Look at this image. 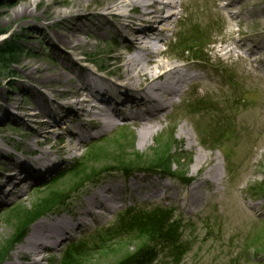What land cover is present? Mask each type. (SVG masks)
Instances as JSON below:
<instances>
[{"label": "rangeland", "instance_id": "rangeland-1", "mask_svg": "<svg viewBox=\"0 0 264 264\" xmlns=\"http://www.w3.org/2000/svg\"><path fill=\"white\" fill-rule=\"evenodd\" d=\"M38 1L0 0V54L11 50L14 56L13 61L6 62L7 67L0 62V103H4V93L14 91L20 107L11 110L25 119L23 122L13 114L0 118V146L6 150V154L0 153V170L11 165L9 155L15 162L29 161L40 150H49L61 164L53 173L27 179L22 184L23 192L18 193L19 188H15L17 192L12 193L9 201L0 204V256L9 251L3 261L0 257V264H5L9 257L10 261H17L23 238L37 223L58 214L76 215L77 221L84 217L85 226L59 247L38 255L43 259L40 264H133L136 256L155 246L156 239L144 231L134 235L118 231V220L128 210L138 208L131 207L134 205L149 206L137 209L136 215L146 223L152 218L155 224L160 222L164 234L175 220L182 223L180 231L189 244L182 264H264V141L256 127L254 136L258 144L243 143L239 136L246 124L264 129V0H233V5H229V0H186V17L206 10L204 32L193 34L194 28L187 22L177 23L175 17L171 23L177 31H163V26H159L166 35L161 44L162 58L195 62L198 74L207 77L200 79V88L198 83L199 98L195 97L192 84L188 85L184 103L177 98L162 121L161 130L144 144L135 122H121L84 141L63 132L61 124L53 123L48 137L43 134L37 138L39 143L33 142L35 132L31 124L47 117L37 113L31 87L47 93L52 88L39 85L25 74L38 64L54 70L65 59L56 50L60 46L68 50L72 47L57 34L66 24L65 19L55 15L57 7L66 9L62 0H56L60 1L57 4L55 0ZM54 4L58 6L49 10ZM91 7L101 11L104 6L93 3ZM108 33L103 38L87 37L88 43L76 49V57L100 72L114 69L115 65L109 64L115 60L114 54L106 56L105 50L116 42L113 30ZM116 39L123 43L120 37ZM57 40L66 43L57 46ZM226 46L232 48L231 55L224 53ZM27 62L31 69L25 68ZM116 72L111 74L117 76ZM214 102L221 107L209 106ZM93 103L101 104L96 100ZM91 106L92 103L87 108L92 109ZM231 121L234 124L229 135ZM201 122L208 125L201 128ZM200 147L209 151L208 158H214L225 172L224 183L200 186L197 190L204 198L190 202L189 191L198 183L188 177L196 174ZM261 151L263 155L257 154ZM236 152L242 158L233 161ZM123 172L133 175L123 180ZM168 172L174 176L166 177ZM61 174L65 175L55 180ZM96 177L100 179L94 180ZM158 178V188L151 186L150 193L165 188L164 183H168V192L161 199L152 196L151 202L137 201L138 190L131 186L132 179L145 184ZM117 179L126 185L117 199L122 200L123 196V200L94 208L91 217H80L92 197ZM170 212L172 217L168 219Z\"/></svg>", "mask_w": 264, "mask_h": 264}, {"label": "bare ground", "instance_id": "bare-ground-1", "mask_svg": "<svg viewBox=\"0 0 264 264\" xmlns=\"http://www.w3.org/2000/svg\"><path fill=\"white\" fill-rule=\"evenodd\" d=\"M54 2L60 3L56 0ZM62 2L66 9L57 7L55 15L56 18L65 19L66 24L64 23L61 33L57 31V34H60L72 45L71 49L68 50L60 46L56 50V53L65 56V59L62 60L61 66L55 65L54 70L50 71L42 64H38L34 70L25 74L26 77L39 83V85H50L52 88L50 93H47L36 87H31L35 97L33 100L36 105L35 109H38L37 113L47 117L31 124L35 132L34 143H39L37 138L43 134L48 137V130L52 129L49 126L53 123L61 124L63 132L73 134L84 141L95 134L111 130L121 122H135L138 133L141 135V143L144 144L161 130L160 125L167 118L171 107L176 105L177 98H180V103H184L182 99L187 98L185 88L188 85L192 84L194 95L199 98L198 83L200 88V79L207 77V75L200 76L198 74L197 63L195 62L163 59L161 55L164 51L161 44L166 39L164 30L177 31V26L171 23L174 17L177 23L184 24L187 22L189 27L194 28L193 34L204 32L206 27L202 28L204 26L202 24L205 9H200L186 17L184 14L187 6L186 0H101L100 3L98 0H62ZM93 3L104 6L103 11L92 8ZM56 4L51 5L49 10L58 6ZM229 5H233V0H229ZM202 12V17L199 18ZM135 13L136 15H133ZM160 25L163 26V31L160 30ZM168 25L171 26L168 27ZM109 29L113 30V38L116 43L114 47L106 49L105 52H107L106 56L113 52L115 60L109 64L115 65V67L109 72H100L98 69L84 65L76 57L78 56L76 49L88 43L87 37L103 38L109 34ZM116 37H120L123 43H118ZM58 43L63 45L62 43L66 42L60 43L58 41L56 42L57 46ZM223 50H227L224 52L225 54H232V48L229 46ZM25 68L31 69V65L25 64ZM112 72H116L117 76H113ZM1 89L4 88L1 87ZM16 97L17 93L14 91L4 93V97L1 99L4 103H0V118L13 114L25 122L19 113L11 110H18L20 107L16 102ZM94 100L101 104L93 103ZM91 103L92 109H88L87 105ZM209 106L220 108L221 104L214 102ZM57 115L58 118H56ZM90 115L94 117L92 118ZM234 119L236 120V117ZM233 124L231 121L229 135L232 134L230 132ZM207 125L206 122L200 124L201 128H205ZM247 125L242 127L241 135L239 132L243 143L258 144V138L254 136L255 127L257 131L259 129L262 132V140L264 141L263 128ZM220 126V124L216 125L217 129ZM190 145L192 144L190 143ZM209 149L213 150L212 148ZM200 150H197L195 161L196 174L188 177L191 181L195 180L198 183L189 191L187 201L190 199V202L200 201L204 198L203 194L197 190L200 186H208L210 182L219 186L224 183L225 172L217 165L214 158H208L209 151L202 147ZM5 151L0 146V153L6 154ZM257 154L263 155V151ZM240 155V152L234 153L233 161L242 158ZM7 160L11 162V165L6 170H0V204L9 201L12 193L17 192L15 188H19L20 192L18 193L23 192L22 184L27 179L53 173L61 164L53 159L49 150L36 152L29 161L15 162L11 155ZM252 165L256 164L253 162ZM124 178L127 179L128 177ZM153 180L156 181V184L152 183ZM153 180L151 179L144 184L132 179L131 186L138 190L135 196L137 201L151 202L152 196L161 199V196L168 192V183H164L163 187L165 188H159L150 193V189L152 187L158 188V182H160L159 178ZM90 181L91 179L83 184ZM125 186L120 179L113 180L108 186H104L92 197L80 217L82 215L91 217L94 208L108 207L115 201L121 202L124 197L122 196V200H117L118 194L121 192V188L124 189ZM240 192L242 193L243 190L240 189ZM135 206L141 209L149 207L147 205L131 207ZM77 218L60 217L58 214L43 219L30 230L23 238L24 241L19 244L17 261H10L9 257L5 264H40L43 259L37 258L38 255L52 247H59L72 236L73 232L85 226L84 217L78 221ZM15 250H13L14 254Z\"/></svg>", "mask_w": 264, "mask_h": 264}, {"label": "trees", "instance_id": "trees-1", "mask_svg": "<svg viewBox=\"0 0 264 264\" xmlns=\"http://www.w3.org/2000/svg\"><path fill=\"white\" fill-rule=\"evenodd\" d=\"M11 52V50H7L0 54V62H3L6 67V62H11L14 59V56L11 55ZM160 167L166 168L165 170L167 171H171L169 167ZM64 175L65 174H61L55 180L62 178ZM137 209L141 208H132L128 210L125 215L122 214L117 222L119 224L118 231L125 230L126 233H130V235H134L137 233H141L140 231H144L145 233L154 235L156 239H154L155 246L146 250V253L136 256L133 264H182L183 258L189 251V244L183 240V231L182 233L180 231V228H182V223L179 220H175L174 225L168 227L167 233L164 234L161 232L164 230V226L161 225L160 222L155 224V219L152 218L149 222L146 223L141 217L136 215L139 212L137 211ZM131 211L136 212L132 213ZM171 217L172 214L170 212L168 219H170ZM8 252L9 251H6L0 256L2 261L3 259H5ZM163 256H165V260H162Z\"/></svg>", "mask_w": 264, "mask_h": 264}]
</instances>
